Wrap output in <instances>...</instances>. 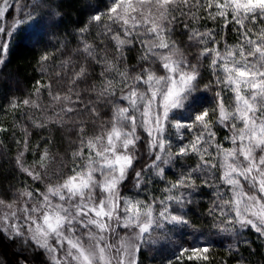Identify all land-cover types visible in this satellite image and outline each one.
<instances>
[{"label": "snow or ice", "instance_id": "1", "mask_svg": "<svg viewBox=\"0 0 264 264\" xmlns=\"http://www.w3.org/2000/svg\"><path fill=\"white\" fill-rule=\"evenodd\" d=\"M11 7L9 0H2L0 20ZM30 7L39 8L43 4L41 0H32ZM193 7L203 8L210 19L222 18L225 27L234 22L239 26L235 30L240 33V42L225 44L221 50L211 30L193 29L189 40L204 47L193 58L196 63H190L171 36L178 16L195 18ZM103 16L109 23L103 25L101 37L114 43L116 58L100 56L87 41H82L80 49L85 60L92 59L104 66L100 84L83 90L94 94L95 99L85 101L79 90V84L88 81L87 64L72 69L64 94H53L50 83L40 87L49 89L54 104L63 102L60 113L64 115L76 112L96 124L101 120L98 108L110 104L111 118L97 125L98 131L93 135L87 133L86 119L77 121V140L73 141L77 147L71 153L75 166L71 174L57 183H47L44 191L25 188L17 190L18 198L11 202L0 198V232L9 239L20 238L25 244L42 249L50 264H140L142 247L158 242L154 235L157 231L163 237L171 231L169 225H190L185 209L194 202L191 196L199 187L196 180L200 177L204 186L215 189L213 207L208 210L214 228L239 235L237 229L250 227L264 236V27L257 31L248 26L256 25L257 21L264 23V0H111L106 13H95L90 20L99 24ZM25 22L16 20L6 34L12 37ZM27 22L40 28L43 18L29 12ZM79 31L83 33L87 28ZM0 33H5L2 26ZM134 42L142 49L141 64L130 73L127 67L121 70L120 61L126 59L125 47ZM209 42L212 47L207 46ZM8 47L7 41L0 43V64L4 63ZM49 58L45 54L41 62ZM204 58L210 61L215 79L204 84L203 91L210 90L213 83L223 86L232 93L231 104L226 105L217 91L216 107L209 109L195 95L201 91L199 63ZM62 63L67 70L72 61L69 58ZM40 87L35 92L37 97ZM118 90L120 95L116 98ZM22 103L40 108L38 99H25ZM78 104L81 107L77 108ZM185 108L192 110L190 123L174 119V111ZM60 113L59 119L52 122L64 123V115ZM212 114L215 121L209 119ZM33 123L38 128L47 126ZM214 124L228 130L224 139L230 147L217 143ZM169 126L177 133L184 128L199 131L193 132L189 143L174 153L167 136ZM138 130L146 133L148 154L154 157L147 168L162 180L166 178L163 166L177 157H197L195 167L168 182L163 198L145 201L121 195V186L134 170L137 159V145L141 141ZM25 132L24 151H27L29 133L27 129ZM24 151L17 157L18 166L33 180H41L40 172L24 167ZM53 159L45 149L39 167L47 169ZM216 170L219 184L210 182ZM134 180L139 189L144 183L143 170L134 172ZM221 186L227 191H221ZM208 251V246L192 249L193 256Z\"/></svg>", "mask_w": 264, "mask_h": 264}, {"label": "trees", "instance_id": "2", "mask_svg": "<svg viewBox=\"0 0 264 264\" xmlns=\"http://www.w3.org/2000/svg\"><path fill=\"white\" fill-rule=\"evenodd\" d=\"M9 3L12 7L0 20V26L5 28V33H0V43L7 41L9 45L4 63L0 64V198L7 202L18 198L17 190L28 188L44 191L47 183H57L71 174V169L75 166L71 153L77 147L73 143L77 140L75 131L78 127L77 121L86 119L87 133L93 135L98 131L97 125L111 118L110 104L98 108L101 120L96 121V124L92 123L90 117L78 115L76 112L64 115L60 113V109L64 106L63 102L54 104L48 94L49 89L40 86L50 83L53 94L57 92L64 94L69 88L72 69L78 70L81 64H87L88 81L87 84L80 83L79 90L85 101L90 97L95 99L94 94L85 93L83 90L89 85L100 84L102 79L100 73L104 70V66L96 64L92 59L85 60L84 54L80 51L83 46L82 41L94 45L100 56L106 55L110 60H114L117 56L114 43L107 37H101L104 32L103 25L109 23L107 17L103 16L99 24L90 20L95 13H106L111 0H41L43 7L39 8L30 7L32 0H9ZM29 12L34 13L37 18H43V25L40 28L27 22ZM191 12L195 18L178 16L179 22L172 26L171 36L190 63H196L193 58L204 47L189 40L193 29L199 32L211 30L221 50L225 44L237 45L240 42V33L235 30L239 26L234 22L228 23L225 27L222 18L216 20L208 18L203 8L198 10L193 7ZM16 20L26 22L19 26L12 37H9L6 33L11 30ZM248 26L259 31L264 27V23L257 21L256 25ZM112 27L116 29L115 25ZM82 28H87V31L81 33L79 30ZM207 46L213 45L209 42ZM45 54L50 58L41 62V57ZM141 54L139 43L134 42L133 45L126 46L123 53L126 59L120 61L121 70L127 67L130 73L134 72L141 64ZM69 58L72 63L66 70L62 62ZM209 63L207 58L199 63L201 91L195 95L201 97V103L209 109L216 107L217 91L221 93L226 105L231 104L232 93L223 86L217 87L213 83L210 90L203 91V85L215 79ZM57 73L60 75L57 76ZM105 75L114 76L113 73H105ZM37 87H40L38 97L35 95ZM119 95L118 90L116 98ZM25 99H38L40 108L24 106L22 101ZM75 99L73 95V100ZM76 107L79 108L81 105L78 104ZM175 111L177 114L184 111L185 119L191 122L193 113L190 108ZM57 113L64 115L63 124L52 122L59 119ZM209 119L215 121L214 114L210 115ZM34 121L45 123L47 126L35 127ZM25 129L29 133L27 151H24ZM213 130L216 132L217 143L225 147L231 146L229 141L224 139L229 135L226 128L214 124ZM198 131V129L187 130V135L183 133L184 138L180 139L174 128L169 126L167 136L172 142V147L181 141L189 143L193 138V132ZM138 132L141 134V141L137 145V159L134 170L129 172L128 179L121 186V195L145 201L153 197L163 198L166 195L163 189L168 186V182H174L180 173L195 167L198 162L197 157L194 155L177 157L171 164L163 166L166 178L162 180L147 168L154 157L148 154L146 133L142 130ZM45 149L54 158L47 169L40 168L38 163ZM22 151H24L22 157L24 167L40 172L41 180H33L18 166L17 157ZM172 151L176 152L174 147ZM57 168H60L59 172L56 171ZM141 170H143L144 183L138 189L134 186V172ZM214 177L210 182L219 184L218 170L215 171ZM196 183L199 187L191 196L194 202L185 209L190 225L176 227L169 225L171 231L166 232L163 237L157 231L158 242L142 247L139 253L140 264H238V262L264 264V236H260L250 227L237 229L239 235L233 232H221L214 228L212 226L214 221L208 215V210L213 207L215 189L204 186L200 177L197 178ZM221 191L226 192L227 189L221 186ZM203 246H208L209 251L193 256L192 249ZM184 249L187 251H183ZM190 256L192 259H189ZM204 256L208 259H203ZM0 264H50V262L42 249L36 248L31 243L25 244L20 238L9 239L0 232Z\"/></svg>", "mask_w": 264, "mask_h": 264}, {"label": "rangeland", "instance_id": "3", "mask_svg": "<svg viewBox=\"0 0 264 264\" xmlns=\"http://www.w3.org/2000/svg\"><path fill=\"white\" fill-rule=\"evenodd\" d=\"M183 110H184V109H183ZM173 116H174V119H175V120L180 121L181 123H189V121H187V119H185V112H184V111L178 112V114L176 113V111H174ZM187 130H188L187 128H184V129H181L179 133H177L176 129L174 128V132L177 133L179 137H180V135H182L183 138H184V134H186V131H187ZM183 133H184V134H183ZM186 135H187V134H186ZM184 144H186V141H181V142H179V143H178L177 145H175V146L172 145V148L174 147L175 151L177 152L178 149H179V147L182 146V145H184ZM174 207H175V206H174ZM118 231H121V235L124 234V231L119 230V229H118ZM154 235H155V237L157 236L156 233H155ZM53 243H54V242H53Z\"/></svg>", "mask_w": 264, "mask_h": 264}]
</instances>
